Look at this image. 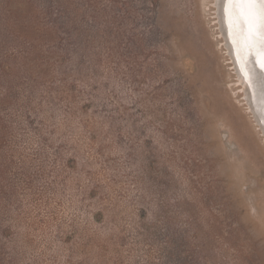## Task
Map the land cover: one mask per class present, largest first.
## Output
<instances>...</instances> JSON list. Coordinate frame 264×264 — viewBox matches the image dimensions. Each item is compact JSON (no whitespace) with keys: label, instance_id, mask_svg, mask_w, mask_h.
<instances>
[{"label":"rangeland","instance_id":"374dc122","mask_svg":"<svg viewBox=\"0 0 264 264\" xmlns=\"http://www.w3.org/2000/svg\"><path fill=\"white\" fill-rule=\"evenodd\" d=\"M212 4L0 0V264H264Z\"/></svg>","mask_w":264,"mask_h":264},{"label":"bare ground","instance_id":"6f19581e","mask_svg":"<svg viewBox=\"0 0 264 264\" xmlns=\"http://www.w3.org/2000/svg\"><path fill=\"white\" fill-rule=\"evenodd\" d=\"M221 48L236 76L235 91L242 97L264 138V68L260 66V46H250L247 24L240 19V9L229 0H212Z\"/></svg>","mask_w":264,"mask_h":264},{"label":"snow or ice","instance_id":"6c2138e0","mask_svg":"<svg viewBox=\"0 0 264 264\" xmlns=\"http://www.w3.org/2000/svg\"><path fill=\"white\" fill-rule=\"evenodd\" d=\"M240 9V19L247 24L250 46H260V66L264 68V0H229Z\"/></svg>","mask_w":264,"mask_h":264}]
</instances>
